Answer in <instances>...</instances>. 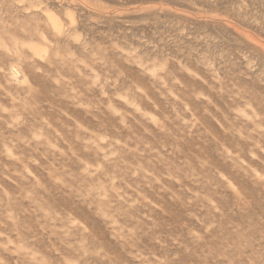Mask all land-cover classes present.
Wrapping results in <instances>:
<instances>
[{"label": "clouds", "instance_id": "1", "mask_svg": "<svg viewBox=\"0 0 264 264\" xmlns=\"http://www.w3.org/2000/svg\"><path fill=\"white\" fill-rule=\"evenodd\" d=\"M169 5L191 13L214 10V0H0V264H264V219L235 224L221 212L224 197L235 191L228 180H236L237 167L264 184V79L257 80L264 76V42L258 55L241 53L243 71L232 68L213 89L227 101L218 114L231 142L216 144L220 158L232 161L231 170L206 156L192 157L191 163L176 147L193 123L185 119L192 109L182 95L180 74L195 76L191 69L207 68L208 61L222 69L228 65L222 55L185 47L196 21ZM125 11L139 15L120 14ZM81 12L89 29L80 27ZM225 12L238 24L264 30V0H234ZM157 17L176 22L149 38L142 29L150 31ZM133 18L149 23H123ZM107 21L122 30L97 32ZM169 36L181 41L179 47L169 45ZM37 44L47 52L36 54ZM33 75L59 88L60 98L73 107L116 123L91 129L74 121L69 127L61 123L60 116H68L63 110L53 120L43 111ZM94 90L95 97L90 95ZM153 92L165 101L166 111L158 117L149 116L145 107L151 104L160 112ZM189 94L207 99L196 90ZM204 114L215 119L207 109ZM253 161L259 162V173ZM36 168L47 176L41 178ZM174 182L197 190L182 194L188 216L199 218L198 228L183 225L182 232H163L156 221H145V214L151 219L154 212L148 195L171 192L164 184ZM57 197L71 207H58ZM78 207L88 208L106 227L112 220L130 225L120 239L132 259L109 255L94 226L76 213ZM140 236L158 248H138Z\"/></svg>", "mask_w": 264, "mask_h": 264}, {"label": "rangeland", "instance_id": "2", "mask_svg": "<svg viewBox=\"0 0 264 264\" xmlns=\"http://www.w3.org/2000/svg\"><path fill=\"white\" fill-rule=\"evenodd\" d=\"M234 0H214V10L210 13H191L189 9L180 8L178 5H169L170 8L175 9L179 14H187L190 20H195L196 23L191 25L192 31L189 33L187 40L183 43L185 47L193 48L194 51H199L200 48H204L206 51H211L214 54L222 55L224 59L225 67L221 68L219 64L208 61L209 67L191 70L195 72V76H190L187 73H181L180 79L183 85L182 95L185 96L189 107L192 109L190 113L185 117L186 120L191 119L193 121L189 128L190 135L180 142L176 147L179 149L181 159L188 158L191 163H194L192 157L206 156L213 165L220 169H229L232 165V161L225 163L217 152L218 145L216 141L219 140L223 143L225 140L231 142V138L224 133V121L220 118L218 110L222 113L227 106L225 97L213 89L219 88L218 81L223 79L232 68L239 66L240 70L246 67L243 53L247 56L259 54L261 49V43L264 42V30L257 31L255 28H249L245 25L236 23L233 18L226 15L225 10L232 7ZM110 7H117L116 5H108ZM134 8L135 6H131ZM199 7H206L202 4ZM121 15H128L135 17L139 13L135 11H125L120 13ZM55 21V22H54ZM161 21L163 26H161ZM52 24H56L54 27L57 30L62 29V24L52 19ZM176 21L174 18L157 17L152 22L153 27L149 31L148 29H142L145 34L151 38L159 31H164L166 27L173 25ZM128 25H141L149 23L147 20L129 19L123 21ZM80 27L81 29H89V25L86 20V13L80 14ZM122 30L118 24H114L112 21H107L105 26L101 29H97V32H115ZM90 35L96 36L95 32L90 31ZM78 38V36H77ZM169 45L171 47H179L181 41L177 40L175 36H169ZM47 49L37 44L35 53L38 55L45 54ZM202 59V57H201ZM234 59L235 63H231ZM126 71L132 76L137 75L135 69L127 68ZM215 76L217 79L213 80ZM33 82H35L41 89V103L43 105V111L49 115L53 120L60 116L61 110L68 113V116H60L61 123L69 127L72 126L74 121L86 125L91 129L98 127V123H106L111 126L116 121L110 116L100 117L98 121L95 116L98 113L88 114L83 109L73 107L70 103L60 98V89L53 85L48 80L40 77L39 75L31 76ZM264 79V76H258L257 80ZM241 84H247L253 91H259L258 86L248 84L247 80L240 81ZM193 90L202 92L207 99L196 100L191 93ZM91 96L95 97L97 92L94 90ZM153 100L160 108V112L152 110L151 104H146L145 107L149 110V116L158 117L160 113L166 111L165 101L160 99L154 92L151 94ZM208 100L212 101V104L208 103ZM207 109L211 112L215 119H212L208 115L204 114V110ZM154 127V126H153ZM212 134L213 138H208L207 133L204 130ZM71 140V137H67ZM63 147V145H62ZM227 147V145H225ZM228 154H232V149L227 148ZM241 162L244 164L249 163L243 156H241ZM252 168L257 173L260 172V165L258 161L252 162ZM35 172L39 173L41 178H45L47 173L42 168H36ZM234 175L236 180L231 179L228 182L232 185L235 191H229L224 197L225 207L221 209V212L227 213V219L230 223L241 224L246 222H256L260 219H264V184L251 179L244 174L238 167L236 168ZM221 176L224 177L225 173L221 171ZM238 181V183H237ZM10 189H14L15 185L11 181L6 185ZM165 188H171V192L164 191L159 192L158 195L149 194L148 199L152 202V208L154 212L151 213V219L145 214L144 219L147 223L151 224L152 221H156L159 225V230L163 232L175 231L177 233L184 231L183 225L196 226L198 228L200 221L198 217L190 218L188 212L190 208L184 203V193L197 192L191 184H186L181 188L179 183L164 184ZM175 197H179V199ZM187 199H191V195L187 196ZM215 203V201H213ZM56 205L60 208L71 207V202L66 201L63 197L56 198ZM201 207L203 204L201 203ZM78 216L86 217L89 222L94 226L96 234L102 238L104 244V250L113 256L126 257L132 259L131 249H126L125 244L120 239L124 235V231H131V226H125L124 223L118 220H112L106 227L105 224L93 216L88 208L78 207L76 209ZM75 223V221H73ZM45 243L47 241L45 240ZM137 247L140 249H156L158 248L150 238L140 236L138 239ZM127 253V255H126ZM188 259V257H183Z\"/></svg>", "mask_w": 264, "mask_h": 264}, {"label": "bare ground", "instance_id": "3", "mask_svg": "<svg viewBox=\"0 0 264 264\" xmlns=\"http://www.w3.org/2000/svg\"><path fill=\"white\" fill-rule=\"evenodd\" d=\"M55 22V21H54ZM53 25L55 26L56 24L53 23Z\"/></svg>", "mask_w": 264, "mask_h": 264}]
</instances>
